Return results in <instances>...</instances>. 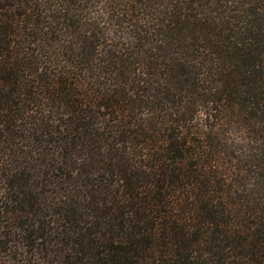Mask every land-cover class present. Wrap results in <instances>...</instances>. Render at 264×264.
Listing matches in <instances>:
<instances>
[{"label": "trees", "instance_id": "1", "mask_svg": "<svg viewBox=\"0 0 264 264\" xmlns=\"http://www.w3.org/2000/svg\"><path fill=\"white\" fill-rule=\"evenodd\" d=\"M0 264H264V0H0Z\"/></svg>", "mask_w": 264, "mask_h": 264}]
</instances>
